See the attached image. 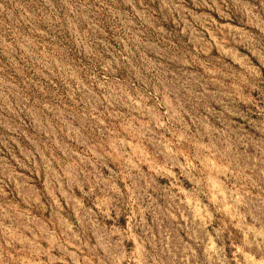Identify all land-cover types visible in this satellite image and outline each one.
Returning a JSON list of instances; mask_svg holds the SVG:
<instances>
[{
    "label": "rangeland",
    "instance_id": "rangeland-1",
    "mask_svg": "<svg viewBox=\"0 0 264 264\" xmlns=\"http://www.w3.org/2000/svg\"><path fill=\"white\" fill-rule=\"evenodd\" d=\"M0 264H264V0H0Z\"/></svg>",
    "mask_w": 264,
    "mask_h": 264
}]
</instances>
